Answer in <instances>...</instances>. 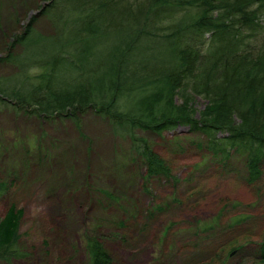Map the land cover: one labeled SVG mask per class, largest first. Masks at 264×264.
<instances>
[{
    "label": "trees",
    "instance_id": "obj_1",
    "mask_svg": "<svg viewBox=\"0 0 264 264\" xmlns=\"http://www.w3.org/2000/svg\"><path fill=\"white\" fill-rule=\"evenodd\" d=\"M48 2L40 13L48 16L52 34L37 32L32 16L22 34L6 37L4 60L18 71L0 77V103L43 119H76L91 108L106 116L143 161L147 191L149 180L175 178L168 160L137 130L161 133L179 125L202 133L206 141L199 145H206L210 157L228 172L239 163L249 184L263 180L264 0ZM19 44L24 49L20 58L14 56ZM31 45L41 47L35 57L29 56ZM35 67L41 72H31ZM198 96L206 100L200 110ZM100 192L109 205H125L121 192ZM23 215L22 208L11 204L0 217V262L27 257ZM231 217L235 222L226 224L223 234L216 220L191 227L200 236L220 234L210 243H221L220 258L241 248L235 240L222 243L225 234L247 221L242 214ZM118 223L125 226V219ZM84 248V264H113L98 235L87 234ZM254 249L255 260L264 264V233Z\"/></svg>",
    "mask_w": 264,
    "mask_h": 264
},
{
    "label": "rangeland",
    "instance_id": "obj_2",
    "mask_svg": "<svg viewBox=\"0 0 264 264\" xmlns=\"http://www.w3.org/2000/svg\"><path fill=\"white\" fill-rule=\"evenodd\" d=\"M48 1L0 0V77L18 71L4 60L9 33L22 34L32 16L37 32H54L48 16L40 13ZM40 49L31 45L29 56ZM23 53V44L17 45L14 56ZM205 104L196 98L198 110ZM137 133L168 160L175 179L149 180L145 190L146 170L131 140L92 108L76 119H43L1 102L0 217L11 204L24 210L21 234L27 257L0 264H84L87 234L102 239L113 264H258L254 247L264 233V177L249 184L239 163L228 172L206 145H199L206 137L188 125ZM103 188L121 192L128 208L109 205ZM220 213L223 218L217 221ZM236 214L247 221L221 236L222 243L235 240L241 247L227 258H220L219 241L210 244L220 234L200 236L191 228L216 220L223 234ZM244 242L249 243L242 248Z\"/></svg>",
    "mask_w": 264,
    "mask_h": 264
},
{
    "label": "water",
    "instance_id": "obj_3",
    "mask_svg": "<svg viewBox=\"0 0 264 264\" xmlns=\"http://www.w3.org/2000/svg\"><path fill=\"white\" fill-rule=\"evenodd\" d=\"M49 2H46L44 5H43V7L46 5V4H48Z\"/></svg>",
    "mask_w": 264,
    "mask_h": 264
}]
</instances>
